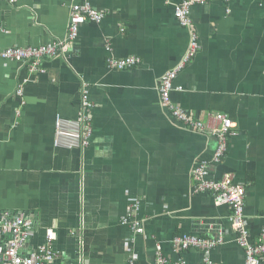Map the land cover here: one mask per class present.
Returning <instances> with one entry per match:
<instances>
[{
	"label": "crops",
	"instance_id": "1",
	"mask_svg": "<svg viewBox=\"0 0 264 264\" xmlns=\"http://www.w3.org/2000/svg\"><path fill=\"white\" fill-rule=\"evenodd\" d=\"M78 1L0 0V49L64 40ZM181 1L90 0L103 18L80 26L67 57L42 59L44 72L30 76L25 64L0 59V217L30 218L29 248L51 228V264H128L131 258L155 264L157 246L167 264H244L231 208L200 192L192 177L216 149L206 132L216 127L218 113L233 128L210 178L228 176L243 187L250 240L261 233L264 0H214L190 9L198 51L173 81L180 91L170 99L203 125L201 133L176 122L158 93L159 77L188 45L173 11ZM108 57L139 62L115 71ZM81 115L88 119V146L55 147V119ZM137 222L141 234L132 229ZM217 229L222 241L211 251L172 245L183 235L215 238Z\"/></svg>",
	"mask_w": 264,
	"mask_h": 264
},
{
	"label": "built area",
	"instance_id": "2",
	"mask_svg": "<svg viewBox=\"0 0 264 264\" xmlns=\"http://www.w3.org/2000/svg\"><path fill=\"white\" fill-rule=\"evenodd\" d=\"M214 0H183L174 5V16L180 27L188 32V45L181 59L173 67L166 70L158 80V93L163 109L168 111L172 118L186 125L188 129L203 132L204 127L193 117L185 112L181 107L174 104L170 99L173 91H180V87H174L173 81L184 67L191 61L198 51V37L192 30L190 9L195 5H203ZM228 2L229 0H220ZM13 4L15 0H8ZM103 18L102 13L96 10L90 0H79L70 7L69 24L67 34L62 41H50L37 47H13L4 50L0 49V59L26 65L28 76L35 72H44L39 68V63L44 58L67 57L71 52V47L75 44L79 28L86 22L99 23ZM138 60L132 57L124 59L107 58L106 65L109 69L122 71L130 69L138 64ZM28 79H24L17 88V93H23V85ZM84 109L88 108L87 96L83 95ZM216 127L208 130L216 139V149L211 158L207 161H199L193 171L192 177L199 182L198 190L208 192L213 196L216 204L228 205L231 208V226L236 235V241L244 251V264H264V226L259 237L255 241L250 240L246 229L244 211V189L235 184L228 176H224L220 181L210 178V167L219 162L223 156L228 138L231 136L233 128L232 121L223 114L215 115ZM87 117L81 115L76 121H66L56 118L54 121V145L65 149H79L88 146V136L90 135ZM137 209V205L134 206ZM128 218V216H127ZM127 222V219L124 220ZM134 233L141 234L143 229L137 222L132 226ZM34 227L30 218L23 216L0 217V264H51L55 259L53 242L56 235L51 228L45 230L44 241L36 248L28 247V242L34 237ZM222 241L221 229H217V236L212 239H199L194 236L183 235L175 237L172 245L177 249L195 248L205 252L211 251ZM161 248L156 247L155 264H167L161 255ZM181 262V261H176ZM184 264L183 262H181ZM80 264V261H78ZM128 264H135L131 258ZM205 264H212L207 261Z\"/></svg>",
	"mask_w": 264,
	"mask_h": 264
},
{
	"label": "trees",
	"instance_id": "3",
	"mask_svg": "<svg viewBox=\"0 0 264 264\" xmlns=\"http://www.w3.org/2000/svg\"><path fill=\"white\" fill-rule=\"evenodd\" d=\"M218 1H220V0H218ZM222 2V1H221Z\"/></svg>",
	"mask_w": 264,
	"mask_h": 264
},
{
	"label": "rangeland",
	"instance_id": "4",
	"mask_svg": "<svg viewBox=\"0 0 264 264\" xmlns=\"http://www.w3.org/2000/svg\"><path fill=\"white\" fill-rule=\"evenodd\" d=\"M232 130V129H231ZM241 186V185H240Z\"/></svg>",
	"mask_w": 264,
	"mask_h": 264
}]
</instances>
